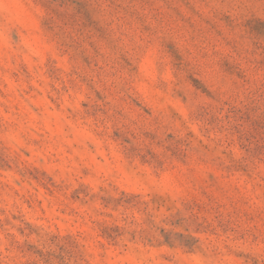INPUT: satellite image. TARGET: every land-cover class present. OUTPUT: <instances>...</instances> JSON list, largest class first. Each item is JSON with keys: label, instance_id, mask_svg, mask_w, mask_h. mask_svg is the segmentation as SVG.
Listing matches in <instances>:
<instances>
[{"label": "rangeland", "instance_id": "374dc122", "mask_svg": "<svg viewBox=\"0 0 264 264\" xmlns=\"http://www.w3.org/2000/svg\"><path fill=\"white\" fill-rule=\"evenodd\" d=\"M0 264H264V0H0Z\"/></svg>", "mask_w": 264, "mask_h": 264}]
</instances>
